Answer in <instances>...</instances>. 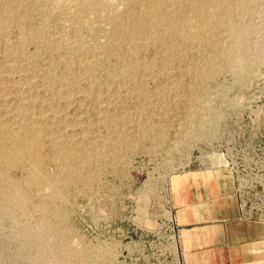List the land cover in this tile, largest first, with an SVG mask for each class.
Instances as JSON below:
<instances>
[{"label": "rangeland", "instance_id": "obj_1", "mask_svg": "<svg viewBox=\"0 0 264 264\" xmlns=\"http://www.w3.org/2000/svg\"><path fill=\"white\" fill-rule=\"evenodd\" d=\"M209 175L264 222V0H0V264H181Z\"/></svg>", "mask_w": 264, "mask_h": 264}, {"label": "crops", "instance_id": "obj_2", "mask_svg": "<svg viewBox=\"0 0 264 264\" xmlns=\"http://www.w3.org/2000/svg\"><path fill=\"white\" fill-rule=\"evenodd\" d=\"M178 196L181 264H264V222L244 215L230 180L194 176Z\"/></svg>", "mask_w": 264, "mask_h": 264}, {"label": "built area", "instance_id": "obj_3", "mask_svg": "<svg viewBox=\"0 0 264 264\" xmlns=\"http://www.w3.org/2000/svg\"><path fill=\"white\" fill-rule=\"evenodd\" d=\"M248 217H251V216H248ZM256 218H257V217H256ZM257 219L260 220V221L262 220L261 218H257Z\"/></svg>", "mask_w": 264, "mask_h": 264}, {"label": "bare ground", "instance_id": "obj_4", "mask_svg": "<svg viewBox=\"0 0 264 264\" xmlns=\"http://www.w3.org/2000/svg\"><path fill=\"white\" fill-rule=\"evenodd\" d=\"M233 35V34H232ZM238 40V39H237Z\"/></svg>", "mask_w": 264, "mask_h": 264}]
</instances>
